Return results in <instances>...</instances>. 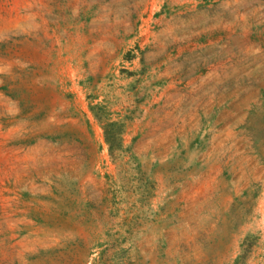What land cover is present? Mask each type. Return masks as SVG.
Listing matches in <instances>:
<instances>
[{"label": "rangeland", "instance_id": "obj_1", "mask_svg": "<svg viewBox=\"0 0 264 264\" xmlns=\"http://www.w3.org/2000/svg\"><path fill=\"white\" fill-rule=\"evenodd\" d=\"M0 264H264V0H0Z\"/></svg>", "mask_w": 264, "mask_h": 264}]
</instances>
